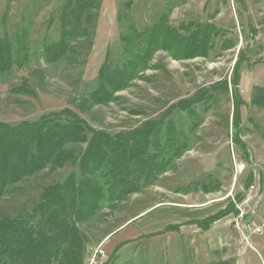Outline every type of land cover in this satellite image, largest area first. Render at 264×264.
I'll list each match as a JSON object with an SVG mask.
<instances>
[{
    "label": "rangeland",
    "instance_id": "374dc122",
    "mask_svg": "<svg viewBox=\"0 0 264 264\" xmlns=\"http://www.w3.org/2000/svg\"><path fill=\"white\" fill-rule=\"evenodd\" d=\"M64 1L0 0V37L7 33L14 39L24 34L27 43L25 50L30 57L22 68L13 67L7 72H0L1 121L18 124L68 107L86 119L93 128L115 134L134 129L148 119L159 118L168 107L179 99L193 96L201 87L207 88L225 78L229 82L228 94L222 93L218 102L209 109L206 110L207 103L195 106L202 121L194 132L190 130L193 119L185 112L173 109L169 114L171 123L162 130L163 155L168 157L180 147L181 142L187 144L188 149L175 160L166 176L163 174L164 177L159 178L152 187L147 186L138 193L130 194L125 200L105 207L90 220L78 224L88 246L84 264H90L88 258L98 247V240L103 235L112 232L155 200L176 199L174 192L177 190L184 193L194 191L193 185L198 181L220 182L223 185L220 192L211 195L222 197L230 191V197L237 200L238 195H243L242 199L246 196V183L252 177L248 185H256L255 195L240 204V208L245 216L250 214L249 220L262 227V231L255 235L262 234L264 109L253 104L251 97L254 88L264 84V0H99L100 8L94 15L92 37L81 38L76 44L80 53L77 61L73 64L65 60L47 63L43 44L59 38L58 19ZM127 1H133L134 7L128 22L120 23L118 13ZM168 8L171 10L170 24L175 28L193 21L202 25L211 23L221 30L213 37V48L208 55L205 58L173 60L166 51L160 50L150 61L155 67L144 71L142 79H135L131 86L118 92L116 100L106 105H83L82 99L97 84V73L105 62L107 52L116 65L122 62L124 53L120 36L128 24H135L140 31H147ZM226 39L235 43L234 46L224 49ZM240 50L237 86L243 103L238 107L239 121L234 124L230 78ZM22 86H28L32 93L20 94L13 89ZM236 135L244 142L248 159L244 156L242 146L233 142ZM70 172L78 174V168L67 163L64 168L53 173L43 170L17 183L10 193L0 197V211L11 217L26 214L38 201L42 186L63 182ZM161 186H169L172 191L168 192ZM194 196L198 199L201 195ZM239 203H235V208ZM230 214V218L236 215ZM245 216L243 221H239L240 227L246 221ZM133 226L139 229L137 223ZM245 232L249 234L247 229ZM115 233L109 236L110 243L123 234ZM236 235L241 241L237 242L239 249L243 245L240 229L236 228ZM109 242L106 246L101 245L105 257L98 256L95 264H108L113 260L120 264L132 260H136L137 264H148L146 261H149L152 252L149 239H141L120 250L123 243L119 248V245L113 248L109 247ZM257 248L260 249L261 245ZM115 249L117 252L112 256ZM260 254L264 258L263 247Z\"/></svg>",
    "mask_w": 264,
    "mask_h": 264
},
{
    "label": "trees",
    "instance_id": "16d2710c",
    "mask_svg": "<svg viewBox=\"0 0 264 264\" xmlns=\"http://www.w3.org/2000/svg\"><path fill=\"white\" fill-rule=\"evenodd\" d=\"M133 7V1L123 3L117 17L120 23L128 22ZM99 8V0H65L62 3L59 38L43 44L47 63L65 60L73 64L77 61L80 53L76 44L81 38L92 37L94 15ZM170 11L168 8L162 12L147 31L128 24L120 36L122 62L116 65L107 52L97 73V84L86 98L84 96L83 105H106L116 100L118 92L131 86L135 79H142L144 71L155 67L150 61L160 50L166 51L173 60L208 55L213 48V37L221 30L211 23L202 25L193 21L175 28L170 24ZM224 44L223 48L228 49L235 43L226 39ZM26 47L24 34L14 39L7 33L0 37V72L25 66L30 60ZM241 52L230 78L234 124L239 121L238 107L243 103L237 86ZM23 82L25 84L26 80ZM228 83L225 78L207 88L201 87L193 96L179 99L168 107L159 118L148 119L134 129L115 134L93 128L68 107L18 124L0 120V197L10 193L17 183L43 170L53 173L67 163L78 168V174L70 172L63 182L42 186L38 201L26 214L11 217L0 211V264H84L88 246L78 224L90 220L105 207L125 200L128 195L153 186L188 149L187 144L181 142L168 157L163 155L162 130L171 123L169 114L173 109L185 112L193 119L190 130L194 132L202 121L195 106L207 103L206 110L209 109L222 93L228 94ZM24 87L13 89L20 94L32 93L28 86ZM251 99L258 108L264 109V84L254 88ZM233 142L242 146L248 159L240 137L236 135ZM250 181L252 177L248 178L247 187ZM213 183L198 181L193 186L205 192L220 188L218 182ZM242 197L238 195L235 201H242ZM228 213L237 214L235 203L230 202L204 225ZM118 245L117 248L121 243ZM116 252L117 249L112 256ZM108 264L120 263L113 260Z\"/></svg>",
    "mask_w": 264,
    "mask_h": 264
},
{
    "label": "crops",
    "instance_id": "0c3cea01",
    "mask_svg": "<svg viewBox=\"0 0 264 264\" xmlns=\"http://www.w3.org/2000/svg\"><path fill=\"white\" fill-rule=\"evenodd\" d=\"M161 187L172 191L169 186ZM222 187L209 192L199 188L186 193L177 190L174 192L176 199L155 200L112 232L103 235L98 244L106 246L113 232H123L118 241L109 242V247L115 248L123 243L120 250L141 239H149L152 252L149 261H146L148 264H264L260 254V249L264 248V231L259 235H249L247 240L240 238L245 243L242 242V247L238 249L237 242L241 241L237 238L230 213L208 226L204 225L207 219L224 210L230 202L236 203L230 197V191L222 197L211 195L219 193ZM196 194L203 197L195 199ZM134 223L139 229L133 226ZM259 244L260 249L257 248ZM130 264H137L136 260L130 261Z\"/></svg>",
    "mask_w": 264,
    "mask_h": 264
},
{
    "label": "built area",
    "instance_id": "2783aa9c",
    "mask_svg": "<svg viewBox=\"0 0 264 264\" xmlns=\"http://www.w3.org/2000/svg\"><path fill=\"white\" fill-rule=\"evenodd\" d=\"M255 191H256V185L252 183V185H250L247 189V194L244 197V199L242 201H240L239 204H236V208L239 210L237 211V214L234 216L233 218V223L235 228H237L238 230H241V234L244 240H247V237L249 235H254L257 233H260L262 231V227H260L258 224H256L254 221L249 220L251 219L248 216H245V213L242 211V209L240 208V204H244L245 202L249 201L252 196L255 195ZM246 198V199H245ZM244 216H245V222L242 223V227H240L239 225V221H243L244 220ZM249 231V234L245 232V230ZM102 244H98V247L93 251V253L91 254V256L88 258V260L90 261V264H95L97 263L96 258H98V256H100L101 258L105 257V251L101 246Z\"/></svg>",
    "mask_w": 264,
    "mask_h": 264
}]
</instances>
